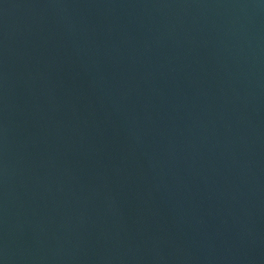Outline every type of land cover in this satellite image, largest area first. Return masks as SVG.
<instances>
[{
	"label": "water",
	"instance_id": "1",
	"mask_svg": "<svg viewBox=\"0 0 264 264\" xmlns=\"http://www.w3.org/2000/svg\"><path fill=\"white\" fill-rule=\"evenodd\" d=\"M0 264H264V0H0Z\"/></svg>",
	"mask_w": 264,
	"mask_h": 264
}]
</instances>
